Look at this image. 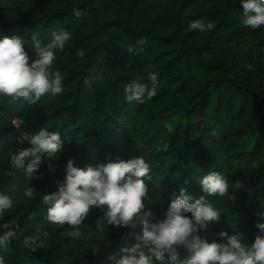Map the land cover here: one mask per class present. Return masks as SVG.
<instances>
[{
    "label": "trees",
    "instance_id": "trees-1",
    "mask_svg": "<svg viewBox=\"0 0 264 264\" xmlns=\"http://www.w3.org/2000/svg\"><path fill=\"white\" fill-rule=\"evenodd\" d=\"M242 11L240 0H0V39L21 37L30 60L36 58L33 33L42 45L60 29L72 37L53 63L61 94L35 103L0 95V193L13 201L0 216V234L4 223L16 231L0 248L6 264H112L110 257L138 243L139 221L134 228L109 225L106 207L90 208L79 237L47 221L42 198L58 190L69 160L84 169L142 156L151 167L144 201L150 222L162 221L185 188L190 202L204 196L221 212L199 236L226 242L224 232L253 242L257 223H264V26L245 27ZM197 19L215 27L194 30L190 24ZM130 47L143 50L135 54ZM101 70L103 80L86 88L85 77ZM150 71L159 74L156 95L126 102L125 87L136 79L148 83ZM14 119L27 134H60L61 150L42 157L34 174L40 179L11 166L12 155L30 147L18 141ZM10 170L15 174L6 176ZM211 172L227 178L225 196L203 192L200 180ZM27 187L36 190L32 198L24 196ZM37 234L43 247L32 251L23 240Z\"/></svg>",
    "mask_w": 264,
    "mask_h": 264
},
{
    "label": "clouds",
    "instance_id": "clouds-1",
    "mask_svg": "<svg viewBox=\"0 0 264 264\" xmlns=\"http://www.w3.org/2000/svg\"><path fill=\"white\" fill-rule=\"evenodd\" d=\"M242 6L241 23L249 29L264 26V0H240ZM80 17L81 11L73 10ZM190 27L200 32L210 31L215 25L197 19ZM71 33L60 29L52 33V39L41 44L36 33L32 34L35 59H31L24 50V41L13 35L0 39V95L10 97L12 102L24 100L35 103L46 94L53 96L63 92L61 73L53 69L57 51H63L70 44ZM139 43H143L140 41ZM142 48L130 47L129 52L135 54ZM77 56L84 58L83 50ZM245 67L252 71L251 65ZM157 72L148 73V83L139 79L133 80L125 87V101L128 103H144L156 95L158 81ZM103 80V72L85 77L84 86L91 89ZM30 147L18 150L12 155L10 163L15 170H24L28 179H40L34 175L42 162V157H54L61 150L62 141L59 132H49L41 129L38 133L26 136ZM63 181L57 182V191L45 194L43 203L47 206L46 219L58 228L69 226L72 231L67 235L79 237V226L87 217L90 208L106 207V221L109 225L119 227H136L141 225V234L136 235L135 243L130 248H122L119 257H110L112 264H264V223H257L259 229L250 245L242 243L241 235L228 236L226 242H209L197 234L198 230L206 229L212 222H218L221 212L204 196L192 201L181 188L179 195L169 204L162 221L150 222L151 212H145L144 201L148 199L149 188L145 180H150L151 167L141 157L120 162H108L96 167L84 169L74 166L72 160L67 161ZM13 171H6V176H12ZM187 183V182H185ZM202 190L208 196H225L229 190L227 178L220 172H211L200 180ZM237 188L243 187L240 182ZM35 188L27 187L24 196L32 198ZM13 205L12 199L0 193V216ZM191 213V217L186 215ZM30 219L35 218L32 213ZM6 231L0 234V248H7L16 235L15 227L8 223L2 225ZM18 227V226H17ZM97 229L103 231L101 223ZM48 236L47 232L43 233ZM40 235L26 236L23 240L25 247L35 251L43 247ZM183 248L186 255L181 258L178 249ZM0 264H6L0 255Z\"/></svg>",
    "mask_w": 264,
    "mask_h": 264
},
{
    "label": "built area",
    "instance_id": "built-area-1",
    "mask_svg": "<svg viewBox=\"0 0 264 264\" xmlns=\"http://www.w3.org/2000/svg\"><path fill=\"white\" fill-rule=\"evenodd\" d=\"M12 124L17 129V132H18V141L19 142H27L28 143V139L26 138V136H31V135H34V134H27L26 132H24L23 130H21L20 127H19V120H17V119H14L12 121Z\"/></svg>",
    "mask_w": 264,
    "mask_h": 264
}]
</instances>
